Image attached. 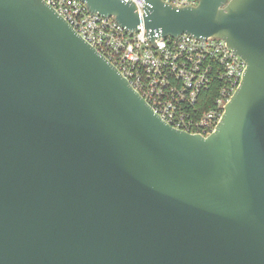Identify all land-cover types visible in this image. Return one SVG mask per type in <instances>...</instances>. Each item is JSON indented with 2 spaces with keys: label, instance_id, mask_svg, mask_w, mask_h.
Masks as SVG:
<instances>
[{
  "label": "water",
  "instance_id": "water-1",
  "mask_svg": "<svg viewBox=\"0 0 264 264\" xmlns=\"http://www.w3.org/2000/svg\"><path fill=\"white\" fill-rule=\"evenodd\" d=\"M80 1L246 71L192 135L44 0H0V264H264V0Z\"/></svg>",
  "mask_w": 264,
  "mask_h": 264
},
{
  "label": "built area",
  "instance_id": "built-area-1",
  "mask_svg": "<svg viewBox=\"0 0 264 264\" xmlns=\"http://www.w3.org/2000/svg\"><path fill=\"white\" fill-rule=\"evenodd\" d=\"M44 1L111 61L164 121L192 135L215 132L247 67L225 41L185 34L156 38L155 47L145 30L127 31L114 18L89 12L80 0ZM134 1L141 10L144 3Z\"/></svg>",
  "mask_w": 264,
  "mask_h": 264
}]
</instances>
